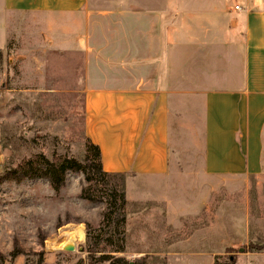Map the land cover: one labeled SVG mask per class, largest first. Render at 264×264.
Instances as JSON below:
<instances>
[{"label": "crops", "instance_id": "1", "mask_svg": "<svg viewBox=\"0 0 264 264\" xmlns=\"http://www.w3.org/2000/svg\"><path fill=\"white\" fill-rule=\"evenodd\" d=\"M22 26L71 58L84 134L125 174L127 207L187 174L261 173L264 0H0V50Z\"/></svg>", "mask_w": 264, "mask_h": 264}, {"label": "rangeland", "instance_id": "2", "mask_svg": "<svg viewBox=\"0 0 264 264\" xmlns=\"http://www.w3.org/2000/svg\"><path fill=\"white\" fill-rule=\"evenodd\" d=\"M36 29L8 33L0 50V161L9 168L36 154L85 153L82 93L64 71L71 58L57 57ZM261 167L196 183L187 174L158 205H126L124 251L112 254L138 264H264V148ZM84 186L83 174L70 171L58 189L44 178L0 183V264H89L85 223L95 228L104 204L81 198ZM76 228L84 238L63 250L64 232Z\"/></svg>", "mask_w": 264, "mask_h": 264}, {"label": "trees", "instance_id": "3", "mask_svg": "<svg viewBox=\"0 0 264 264\" xmlns=\"http://www.w3.org/2000/svg\"><path fill=\"white\" fill-rule=\"evenodd\" d=\"M85 153L83 160L73 155L50 160L43 154H36L25 163L14 168L2 164L0 183L4 181H20L22 179L44 178L53 189H58L63 183L65 174L81 172L87 186L81 188L80 197L90 202H101L104 209L99 224L93 228L85 223V252L89 264L108 262V264H138L123 256L112 253L124 251V223L126 220L125 174L123 172L105 171L101 164V154L98 145L85 136ZM95 187V190L91 189ZM96 192V193H94ZM109 246L106 249L105 246Z\"/></svg>", "mask_w": 264, "mask_h": 264}, {"label": "bare ground", "instance_id": "4", "mask_svg": "<svg viewBox=\"0 0 264 264\" xmlns=\"http://www.w3.org/2000/svg\"><path fill=\"white\" fill-rule=\"evenodd\" d=\"M81 228V227H80ZM64 235L68 237V241H73V240H81L84 238L83 231L81 229H74V230H68L64 232ZM65 236V237H66ZM67 240L65 242H67ZM64 242V243H65Z\"/></svg>", "mask_w": 264, "mask_h": 264}, {"label": "water", "instance_id": "5", "mask_svg": "<svg viewBox=\"0 0 264 264\" xmlns=\"http://www.w3.org/2000/svg\"><path fill=\"white\" fill-rule=\"evenodd\" d=\"M62 249L66 251H72L74 249V244L72 242L67 241L62 245Z\"/></svg>", "mask_w": 264, "mask_h": 264}]
</instances>
